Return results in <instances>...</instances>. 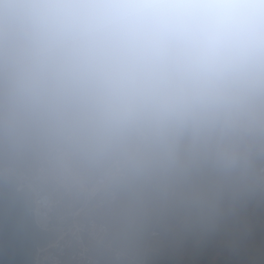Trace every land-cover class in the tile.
<instances>
[{"label":"clouds","instance_id":"1","mask_svg":"<svg viewBox=\"0 0 264 264\" xmlns=\"http://www.w3.org/2000/svg\"><path fill=\"white\" fill-rule=\"evenodd\" d=\"M0 218L20 264H168L241 220L264 264V0H0Z\"/></svg>","mask_w":264,"mask_h":264},{"label":"rangeland","instance_id":"2","mask_svg":"<svg viewBox=\"0 0 264 264\" xmlns=\"http://www.w3.org/2000/svg\"><path fill=\"white\" fill-rule=\"evenodd\" d=\"M259 238V224L241 220L226 238L213 246L192 247L168 257V264H239V252L248 242L249 231Z\"/></svg>","mask_w":264,"mask_h":264},{"label":"water","instance_id":"3","mask_svg":"<svg viewBox=\"0 0 264 264\" xmlns=\"http://www.w3.org/2000/svg\"><path fill=\"white\" fill-rule=\"evenodd\" d=\"M20 261L18 246L0 218V264H20Z\"/></svg>","mask_w":264,"mask_h":264},{"label":"built area","instance_id":"4","mask_svg":"<svg viewBox=\"0 0 264 264\" xmlns=\"http://www.w3.org/2000/svg\"><path fill=\"white\" fill-rule=\"evenodd\" d=\"M174 264H178V263H174Z\"/></svg>","mask_w":264,"mask_h":264}]
</instances>
